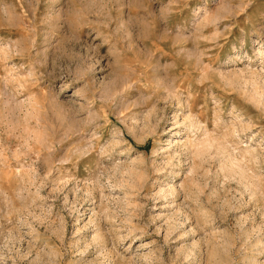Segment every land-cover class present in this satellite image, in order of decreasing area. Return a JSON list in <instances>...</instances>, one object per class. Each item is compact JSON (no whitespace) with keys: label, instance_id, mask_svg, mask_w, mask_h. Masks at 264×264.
<instances>
[{"label":"rangeland","instance_id":"374dc122","mask_svg":"<svg viewBox=\"0 0 264 264\" xmlns=\"http://www.w3.org/2000/svg\"><path fill=\"white\" fill-rule=\"evenodd\" d=\"M0 264H264V0H0Z\"/></svg>","mask_w":264,"mask_h":264}]
</instances>
